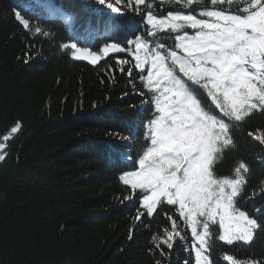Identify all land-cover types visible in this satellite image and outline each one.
Returning a JSON list of instances; mask_svg holds the SVG:
<instances>
[{
  "label": "trees",
  "instance_id": "trees-1",
  "mask_svg": "<svg viewBox=\"0 0 264 264\" xmlns=\"http://www.w3.org/2000/svg\"><path fill=\"white\" fill-rule=\"evenodd\" d=\"M54 2L75 18L76 27L86 20L82 3ZM147 2L158 17L192 11L167 0ZM34 3L0 0V142L21 125L5 142L0 162V264H193L188 239L176 237L172 249L153 243V236L171 229L166 217L174 215L172 206L138 221L125 199L140 192L120 178L142 158L144 122L152 116L140 113L149 107L141 104L149 95L144 83L120 71L133 60L109 55L95 65L73 61L63 47L71 41L65 26L30 15ZM204 7H212L210 0L193 5ZM36 27L48 34L36 33ZM117 59L129 63L118 65ZM257 129H264V112L253 113L231 133L234 144L214 168L218 178H232L240 162L247 165L238 207L262 227L248 245H222L214 236L213 264H228L224 255H233L237 264H264V145L247 135ZM116 151L137 158L135 168ZM250 200L256 209L245 207ZM180 232L190 237L182 226Z\"/></svg>",
  "mask_w": 264,
  "mask_h": 264
},
{
  "label": "snow or ice",
  "instance_id": "snow-or-ice-1",
  "mask_svg": "<svg viewBox=\"0 0 264 264\" xmlns=\"http://www.w3.org/2000/svg\"><path fill=\"white\" fill-rule=\"evenodd\" d=\"M96 2L111 10H94L100 18L97 28H114L124 36L102 52L131 55L134 63L120 71L142 84L146 81L143 86L149 94L141 101L142 105H149L147 109L142 107L141 113L147 111L152 118L144 122L145 151L138 158L139 171L130 170L121 176L125 185L140 192L135 199L131 195L125 199L132 201L130 210L137 212L138 221L152 217L158 208L172 206L169 211L174 215L166 217L171 229H165L163 237L153 236L155 246L165 244L172 249L176 237L181 235L182 221L191 233L195 264H213L210 254L214 236L227 245L236 241L248 244L254 231L262 227L238 207V197L246 184L244 173L249 171L247 165L240 162L232 178H218L214 165L225 148L234 144L231 133L254 111L264 112V0H210L211 8L199 10L193 5L202 4L203 0H167L192 11H169L159 17L147 0ZM117 5L131 8L132 14L124 13ZM27 11L38 19L59 18L68 26L66 30H71L70 38L78 35L72 27L75 18L52 0H35ZM140 11L144 15L138 21L136 13ZM16 19L25 29L30 27L19 13ZM141 23H145L142 32ZM34 31L48 34L39 27ZM165 38L173 43L165 44ZM63 47L74 49L76 60L95 64L101 59L75 43ZM127 63L128 60L117 59L118 65ZM20 126L17 122L11 133ZM247 135L264 145V129L249 131ZM3 139L8 141L9 136ZM5 148L6 144L0 142V161L5 159ZM120 155L135 168L137 158ZM245 207L256 209V201H248ZM217 224L218 232L212 227ZM223 260L237 264L233 255H224Z\"/></svg>",
  "mask_w": 264,
  "mask_h": 264
},
{
  "label": "rangeland",
  "instance_id": "rangeland-1",
  "mask_svg": "<svg viewBox=\"0 0 264 264\" xmlns=\"http://www.w3.org/2000/svg\"><path fill=\"white\" fill-rule=\"evenodd\" d=\"M77 3H82L81 4V6L82 7H84V8H86L87 10V14L89 15L87 18H86V20L84 19V21H83V23H80L77 27H79V28H77V29H79L78 30V35H76L75 37H78V36H80V35H85L86 37H91V39L93 38V34L95 33V31H94V29H96L97 28V25L95 26V25H93L92 23H93V21H94V23H97L98 22V20L100 19L96 14H95V9H97V8H103V9H105L106 7L104 6V5H99L97 2H96V0H75ZM52 3L53 4H55V5H59V4H57L56 2H54V1H52ZM87 5H86V4ZM60 6V5H59ZM93 8V9H91V7ZM57 7V6H56ZM90 7V8H89ZM89 8V9H88ZM110 10V9H109ZM111 11V10H110ZM126 14H132V12H127ZM138 13H136V20L138 19ZM86 24H87V28L89 29H87V31L86 32H84L85 30H86ZM91 26H93L94 28H92V29H90L91 28ZM66 28V27H65ZM67 29V28H66ZM67 32H69V33H71L72 34V32H71V30H67ZM119 36H123L122 34H120ZM85 37V38H86ZM75 51V50H74ZM74 51H72L71 52V56H72V58H73V52ZM84 61H87V60H84ZM141 113V112H140ZM139 114V113H138ZM8 136H9V138L11 137V136H13L14 135V133H11V131L7 134ZM1 142H3V143H5L6 141H4V139H2L1 140ZM129 144H130V141H124L123 142V145L124 146H129ZM4 151V150H3ZM116 154L118 155V157H120V158H122L123 159V157L120 155V154H125L124 152H122V151H116ZM1 162V161H0ZM177 237H179V236H177ZM192 252L194 253V251L192 250ZM194 257H195V254H194Z\"/></svg>",
  "mask_w": 264,
  "mask_h": 264
},
{
  "label": "bare ground",
  "instance_id": "bare-ground-1",
  "mask_svg": "<svg viewBox=\"0 0 264 264\" xmlns=\"http://www.w3.org/2000/svg\"><path fill=\"white\" fill-rule=\"evenodd\" d=\"M34 1V0H33ZM52 1H55V0H52ZM86 4V3H85ZM55 5V4H54ZM55 6H58V5H55ZM91 7V6H90ZM118 7V6H117ZM89 9V8H88ZM91 9H93L92 7H91ZM62 10V9H61ZM63 12H65L64 10H62ZM104 11L105 12H110V10L109 9H107V8H105L104 9ZM123 11V10H122ZM124 12V11H123ZM124 13H127V11H125ZM113 15H117V13H113ZM130 15V14H129ZM89 15H87V17H88ZM73 24V23H72ZM96 25H97V23H96ZM65 27L67 28L68 26L67 25H65ZM96 29H98V28H96ZM105 29V34H112V35H115L116 33H117V31H116V29H114V28H104ZM71 33H69L68 35L69 36H71L70 35ZM94 35V39H96L98 36H96L97 34H93ZM100 36V35H99ZM80 39H85V41H86V43H89V44H91V42H93L94 40H93V38L92 39H90V38H85L86 36L85 35H80V36H78ZM72 40H74V42H76V40L75 39H72ZM97 43V42H96ZM97 44H99V43H97ZM85 45V44H84ZM92 46H94L93 44H91ZM96 45V44H95ZM250 218H254V216L253 215H248ZM253 216V217H252ZM181 224V223H180ZM181 226L184 228V229H187L186 227H184L183 226V223L181 224ZM217 232L219 231V229H215ZM179 237H181V238H184V239H188V242H192L193 243V241H192V239H191V237H189V238H187L186 237V235H184V234H182L181 233V235L179 236ZM215 238L216 239H218V237L217 236H215ZM186 242H187V240H186ZM234 243H238V241H236V242H234ZM219 244H222V243H219ZM223 245V244H222ZM191 249H192V247H191ZM191 249H190V252H191Z\"/></svg>",
  "mask_w": 264,
  "mask_h": 264
}]
</instances>
